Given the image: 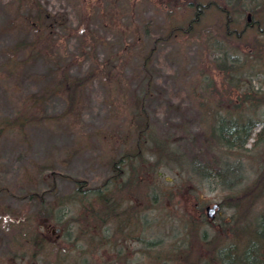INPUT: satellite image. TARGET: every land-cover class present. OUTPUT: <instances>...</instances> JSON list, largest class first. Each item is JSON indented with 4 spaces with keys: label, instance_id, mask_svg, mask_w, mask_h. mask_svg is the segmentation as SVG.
Here are the masks:
<instances>
[{
    "label": "rangeland",
    "instance_id": "obj_1",
    "mask_svg": "<svg viewBox=\"0 0 264 264\" xmlns=\"http://www.w3.org/2000/svg\"><path fill=\"white\" fill-rule=\"evenodd\" d=\"M260 3L0 0V264H264Z\"/></svg>",
    "mask_w": 264,
    "mask_h": 264
},
{
    "label": "trees",
    "instance_id": "obj_2",
    "mask_svg": "<svg viewBox=\"0 0 264 264\" xmlns=\"http://www.w3.org/2000/svg\"><path fill=\"white\" fill-rule=\"evenodd\" d=\"M196 6L199 9H201L200 3L197 2ZM246 10H248V13L252 14L253 16H256L259 19V21H262L264 19V18H262L264 16V3L256 4L254 7H251V8L246 7L244 9V13L246 12ZM231 21H233V20L231 19ZM231 21H229L228 23H230ZM257 28H258L257 26L252 27V29H255V30H257ZM236 31L237 30H233L232 33L236 32ZM242 32H244V31H242ZM258 41H260L259 35H258ZM221 65H223V64L221 63ZM222 68H226V67L223 66ZM87 78H88V76H87ZM67 83H69V85H68L69 88H71L73 90V94H74V96H76V93L79 90V87L83 86L85 81L82 79L76 78L72 82L67 81ZM70 97H71L70 103H73L74 102L73 96H70ZM255 128H256L255 122L254 123H251L250 121L240 122L237 119H228V120L223 119L221 124L219 125L218 135H219L220 139L226 144V146L233 147V148L234 147L244 148V147H246V144L248 143L249 139L254 135ZM262 132H264V131L262 130ZM255 135H256V138L258 137V135H261L260 131ZM233 169H234V166H233V168H229V169H225V167L220 168V171L218 172V174H221V175L224 174L225 176L229 177V175L233 173ZM236 171H237V169H236ZM80 182L83 183L84 181H80ZM100 189H101V186H99L98 188H96L94 190L97 193H99L101 191ZM94 190L86 189V191H89L91 193ZM27 195L30 198L36 197V198L40 199V202L43 204L42 205L43 206V209H42L43 212L41 213V216L48 215L52 218V215H51L52 211L45 207L43 199L37 194V192H28ZM100 195L103 196L102 194H100ZM101 199H100L101 203L104 204L105 200L103 199V197ZM106 207L107 206H102V210H104ZM259 222H260V229L258 232L261 235H264V215L261 217V219H259ZM61 224L63 225V227L67 226L65 222H63ZM120 227H121V225H120ZM33 253H36V252H33ZM211 253H212L213 264H231L233 261H236L235 258L227 255L228 254L227 252H224L220 249H217L215 246L213 247V250L211 251ZM249 253H250V251L246 250L245 253L243 254L242 258H244V260H246V262H250L248 260L249 259L248 258ZM223 254L226 255L227 259H223V260L219 259V255H222V257H223ZM32 256H33L32 258H35V254H33Z\"/></svg>",
    "mask_w": 264,
    "mask_h": 264
},
{
    "label": "flooded vegetation",
    "instance_id": "obj_3",
    "mask_svg": "<svg viewBox=\"0 0 264 264\" xmlns=\"http://www.w3.org/2000/svg\"><path fill=\"white\" fill-rule=\"evenodd\" d=\"M249 18V20H251L252 21V23H251V25L252 26H257V27H261V22L259 21V19L256 17V16H249L248 17ZM263 30V29H262ZM115 165V164H114ZM119 173L120 172H118L117 174H116V176H118L119 175ZM107 210L105 211L106 212V216L109 218V220H108V224H109V229H110V231H111V236L113 237L114 235H115V232L113 233V231H115L116 230V227H115V229L113 228V224H114V222H113V211H115V207H107L106 208ZM120 215L119 216H122V213H119ZM122 223H121V228H123V227H125V224L123 223V221H121ZM57 232V235H59L60 233L58 232V231H56Z\"/></svg>",
    "mask_w": 264,
    "mask_h": 264
},
{
    "label": "water",
    "instance_id": "obj_4",
    "mask_svg": "<svg viewBox=\"0 0 264 264\" xmlns=\"http://www.w3.org/2000/svg\"><path fill=\"white\" fill-rule=\"evenodd\" d=\"M218 207H219V205L217 203H214L213 205H208L206 207L207 216L209 218H214ZM57 230L60 231V228H58Z\"/></svg>",
    "mask_w": 264,
    "mask_h": 264
}]
</instances>
